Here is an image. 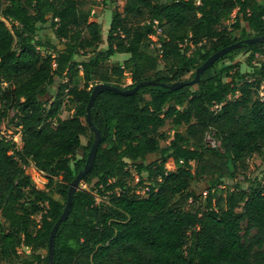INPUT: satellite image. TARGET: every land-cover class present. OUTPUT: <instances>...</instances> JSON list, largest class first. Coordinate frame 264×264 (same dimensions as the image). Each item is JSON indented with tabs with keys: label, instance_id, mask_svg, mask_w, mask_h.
Returning <instances> with one entry per match:
<instances>
[{
	"label": "trees",
	"instance_id": "trees-1",
	"mask_svg": "<svg viewBox=\"0 0 264 264\" xmlns=\"http://www.w3.org/2000/svg\"><path fill=\"white\" fill-rule=\"evenodd\" d=\"M91 1L0 6V264H49L51 230L94 141L87 106L95 84L192 80L218 50L264 34V0H109L101 50L102 27L85 9ZM155 19L160 47H152ZM263 47L233 49L193 85L96 96L91 120L102 140L58 228L54 264H264V178L236 182L238 165L264 153V96L256 89L264 62L253 64ZM242 51L250 52L247 74L234 62ZM117 53L129 58L108 66ZM225 59L231 64L217 68ZM126 75L132 82L123 87ZM166 122L185 132L171 136ZM210 133L219 147L206 141ZM28 166L46 174L44 189ZM197 177L209 178L205 206L195 209L203 196L191 188Z\"/></svg>",
	"mask_w": 264,
	"mask_h": 264
},
{
	"label": "rangeland",
	"instance_id": "rangeland-1",
	"mask_svg": "<svg viewBox=\"0 0 264 264\" xmlns=\"http://www.w3.org/2000/svg\"><path fill=\"white\" fill-rule=\"evenodd\" d=\"M6 4V0H0V6L3 7ZM85 9H90L92 13V17L95 21L99 22L102 27V40L99 45V49L104 50L107 48V36L108 31L112 19V10H111V2L109 0H92L89 2ZM235 13V12H234ZM233 17V16H232ZM231 19H226L223 21V25H228L231 21ZM49 29V28H47ZM51 34V35H50ZM239 31L235 32V35H238ZM47 35L49 37H52V31L47 32ZM264 48V47H263ZM190 52V51H189ZM129 58V54H126ZM126 55H123L121 53H117L111 57V59L106 63L108 66L114 65V64H123V62L126 60ZM250 55L249 51H242L235 55V61L240 64V69L244 73H249L253 70V67L249 65L248 57ZM261 62H264V53H258L255 56V59L253 60V64L259 65ZM231 64V61L228 59L222 60L218 63L217 68H220L223 65ZM82 74V72H81ZM79 75L75 78L77 81H82V75ZM188 77V76H187ZM255 78L252 77L250 81H253ZM132 82L131 78L129 76H125L121 82V85L123 87L128 86ZM3 86H6V84H2ZM257 92L258 96L263 97L264 96V82H261L257 86ZM56 89H54L55 91ZM255 90V87H254ZM220 108L219 106H214V109ZM2 109V105L0 104V110ZM168 121V120H167ZM163 131L168 132L171 136H173L174 132L176 130H179L181 132H185V126L180 127H174L169 122H166V124L162 127ZM213 134V133H211ZM91 135V132L89 131L86 135L82 136V143L85 145L88 143L89 137ZM15 138L17 139V143L20 146L21 145V135L20 133H16ZM168 142L163 141L162 145H166ZM21 147V146H20ZM83 154V150L80 149L77 152V156L81 157ZM167 168L169 169H175V164H168ZM28 173L31 175L35 185L40 188L44 189L46 183L48 182V179L46 178V174L37 170L34 166H28L27 167ZM244 177L247 178H258L263 179L264 178V153H255L252 156L246 158L245 162L240 163L238 165L237 169V179L236 182H242ZM207 178L209 177H197L192 182L191 188L194 190H197L199 193H202V198H200L197 202L191 203L193 208H203L205 206V196L207 194ZM138 179V175L134 172V179L132 180V184H135L136 180ZM227 189L223 187H218L217 194L218 195H225L227 193ZM139 193L143 194L144 191L141 190ZM53 196L55 198H59L58 194L53 193ZM21 251V250H20Z\"/></svg>",
	"mask_w": 264,
	"mask_h": 264
},
{
	"label": "water",
	"instance_id": "water-1",
	"mask_svg": "<svg viewBox=\"0 0 264 264\" xmlns=\"http://www.w3.org/2000/svg\"><path fill=\"white\" fill-rule=\"evenodd\" d=\"M263 41H264V34L261 36H253V37L245 38L243 40L237 41L231 45H228V46L218 50L217 52L212 54L202 65H200L196 69L195 78L192 80H182V81L174 82L172 84L159 83V82H156L154 80L142 81V82L138 83L135 87L127 88V89H123V88H120L116 85L108 84V83H97L94 85L90 99H89V103L87 106V118H88L89 124L92 127V130L94 131V141L92 143L91 149H90L89 154L87 156V160H86V163L84 165V168L78 172L77 176L74 178V180L70 184L69 192H68V198H67L65 208H64L62 214L60 215V217L58 218V220L56 221V223L54 224V226L51 230L50 237H49V254H48L49 264H54L53 256H54V251H55V238L57 235L58 228L61 225V223L66 221L69 217L70 212H71V208H72V202H73L74 195H75L77 189L83 183L85 176H87L88 173L91 171V169L95 163L97 151H98V148H99L101 140H102V134H101L100 130L93 124V122L91 120V108L93 107V105L95 103L96 96L105 90H112V91H115V92L123 94V95L136 94L141 87L146 86V85H161L163 87H167V88L173 89V90L181 88L185 85H193L194 83H197L200 80L202 74L211 65H213L220 58L224 57L226 54L231 52L233 49L240 48L244 44L261 43Z\"/></svg>",
	"mask_w": 264,
	"mask_h": 264
},
{
	"label": "built area",
	"instance_id": "built-area-1",
	"mask_svg": "<svg viewBox=\"0 0 264 264\" xmlns=\"http://www.w3.org/2000/svg\"><path fill=\"white\" fill-rule=\"evenodd\" d=\"M197 3H200V0H197ZM152 23H153V27L155 29V33L153 35H151L152 47H160V45H161L160 37H161V35L163 33V30H162V27L160 26V21L159 20L155 19V20H153ZM216 106H219V105H216ZM13 139L15 141L17 140L15 138V136H13ZM206 141L208 142V144L210 146H212L214 148L220 146V142L216 138H214L213 134H211V133L207 134Z\"/></svg>",
	"mask_w": 264,
	"mask_h": 264
},
{
	"label": "crops",
	"instance_id": "crops-1",
	"mask_svg": "<svg viewBox=\"0 0 264 264\" xmlns=\"http://www.w3.org/2000/svg\"><path fill=\"white\" fill-rule=\"evenodd\" d=\"M121 54L126 55L127 53H121ZM127 58H128V56L126 55V59ZM20 146L22 147V142H21V145Z\"/></svg>",
	"mask_w": 264,
	"mask_h": 264
}]
</instances>
